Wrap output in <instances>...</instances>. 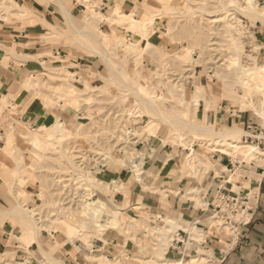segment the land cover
I'll use <instances>...</instances> for the list:
<instances>
[{
    "label": "rangeland",
    "instance_id": "1",
    "mask_svg": "<svg viewBox=\"0 0 264 264\" xmlns=\"http://www.w3.org/2000/svg\"><path fill=\"white\" fill-rule=\"evenodd\" d=\"M44 1L46 5L56 4L55 0ZM230 1L143 0L141 17L130 15L143 20L141 32L134 34L132 29L124 27V20L106 21L104 23L109 29L100 28V21L89 19V12L94 10L96 3L94 0H83L85 9L75 17L74 29L66 20L64 25L56 23L50 26L47 33L36 40L47 48L45 53L36 57V61L42 63L43 57H48L49 61L42 63L43 71L25 78L24 88L33 93V98L44 107L55 112L57 117L60 106L61 110L80 114V119H62L66 133H54L53 125L32 128L17 123L19 110L8 111V103L6 106L0 105V129L6 132L8 128L12 139L9 140L6 133V142L2 140L4 146L0 145V195L15 203L8 209L0 208L1 223L5 220L15 221V229L24 237L11 238L27 246L36 243L31 222L25 218L16 219L7 212L13 207L19 213L32 209V217L38 224V236L48 241L47 248L52 247L45 249L41 246L39 259L42 264H54L50 261L52 257L61 261L60 243L73 244L79 240L90 246L93 238L102 240L103 245L98 252L84 255L85 260L92 264H107L105 238L108 234L116 233L127 239L140 231L138 223L126 215L105 223L106 218L104 220L103 217L91 219L85 208L89 207L88 197L105 204V197L113 196L114 185L100 179V169L130 167L128 157L137 159L145 147L153 151L155 146H162L159 139H150L145 129L159 123L157 136L169 135L172 139L166 145L174 150L177 147L182 150L190 147L196 155L207 153L205 158L209 162L212 159L208 152L216 149L215 145H220V138L217 141L212 136L200 138L186 128L180 130L166 126L150 113L147 105L125 88L126 85L131 90L137 91L143 87L150 92L148 102L171 120H177L186 112L193 114L191 119L194 124L210 126L206 119L201 121L196 118L197 109L191 102L195 91H203L205 98H211L209 109H205L203 103L205 111L214 112L218 106L214 97L221 89L224 100L234 106L240 105L242 109H250L264 120V90L259 89L254 79L241 69L250 70L264 64L260 61V51L258 53L254 47L257 43H254L253 33L257 30L256 23L263 19L264 8L259 0H234V7L230 6ZM254 6L260 10L261 17H250L253 12L248 7ZM27 9L18 8L14 0H0V23L12 25L17 19H26L30 15ZM106 14L113 16V9L112 13L108 11ZM116 27L120 29L117 31ZM128 31L130 34L127 36ZM154 31L162 39L158 45L149 41ZM82 32L95 34L97 39L90 41L80 34ZM136 37L146 40L145 46L135 41ZM100 50L104 56L98 53ZM56 52L60 56L55 58L53 55ZM192 55L195 58L186 60ZM72 57L78 63L71 62L69 58ZM85 59L93 62L95 70L85 73L89 78L83 77L84 71L78 74L79 78H75L68 69H86L83 67V64H87ZM235 60L239 61V65H233ZM256 76L264 80V70ZM172 88L177 90L176 98L170 97ZM10 117L14 118L16 126L8 121ZM233 136L231 140L238 137L237 134ZM222 143L227 146L225 139ZM233 151L235 155L244 157L235 148ZM187 154V151H182L175 162H183ZM200 167L179 168L185 175L196 176ZM40 193L43 195L38 196ZM105 206L108 213L117 210L107 204ZM161 221L164 226L160 224V227L152 229L155 233L153 238L162 241L166 248L165 239L175 232L169 221H174L167 217ZM64 223L72 231L71 239L67 237ZM226 233L229 234V231ZM198 253L205 254L202 250ZM16 256L15 252L10 251L0 254V264H19ZM145 256L157 257L156 253ZM198 258L185 261V264H207L205 256L201 257L205 260L194 262ZM168 262L175 264L177 261ZM28 263L25 260L23 264Z\"/></svg>",
    "mask_w": 264,
    "mask_h": 264
},
{
    "label": "crops",
    "instance_id": "2",
    "mask_svg": "<svg viewBox=\"0 0 264 264\" xmlns=\"http://www.w3.org/2000/svg\"><path fill=\"white\" fill-rule=\"evenodd\" d=\"M61 1L62 7L73 18L84 12L83 3L79 4L77 0ZM14 2L18 8H28L27 13L30 15L23 20L17 19L14 25L0 23V97L7 98V110H19L17 123L32 128L53 125L57 118L61 120L67 118V121L80 119L78 112L61 110L62 106L57 108L60 116L57 117L55 112L44 107L33 98V93L24 88L25 78L29 74L43 71L42 63L49 61L48 57H43L42 63L36 61L37 56L47 51V48L36 40L44 36L50 26L56 23L64 25L66 19L62 8L54 3L46 5L44 0H14ZM94 2L96 4L93 9L103 15H108L106 13L112 12L115 7H119L125 15L132 14L134 17H141L143 12V0H94ZM259 2L264 8V0ZM105 24L100 22V28L109 29ZM119 29L115 28L117 31ZM256 29L253 33L254 43L257 45L254 47L258 53L260 51V61L264 62V15L262 21L256 23ZM129 34L130 31L126 32L127 36ZM161 40L157 31H154L149 38L153 45H158ZM135 41H139L142 46L146 44V40L141 38L136 37ZM57 56H60L59 52L53 55L55 58ZM78 59L82 60L81 57ZM69 60L78 63L74 57ZM85 61L87 64H83V67H87L86 69L69 68V73L79 78L78 74L84 71L83 77L89 78L85 73H93L94 64L88 59ZM221 92L222 89L217 91L214 97V101L218 102L214 112L205 111L201 102L195 116L201 121L206 119L219 133L234 130L238 137L227 141V146H224L223 139H220V145H215L216 149L211 150V153L208 152L212 165L208 168L201 166L196 176L185 175L181 167H178L180 160L175 162L182 151L189 149L182 150L177 147L174 150L168 145L155 146L153 151L150 147L143 149L141 157L136 159L140 170L138 175L140 182L129 166L122 168L113 166L99 170L100 179L104 182L116 183L113 196L105 197V205L113 209L117 208L122 216L126 215L128 219L135 220L141 227L135 236L127 239L116 233L108 234L105 238L107 264H139V262L163 264L164 261H189L198 256L199 258L194 259V262L207 258V264H254L264 255V120L252 110L242 109L240 105L234 106L224 100ZM210 96L212 97V94ZM8 121L16 126L14 118L10 117ZM248 126H251L250 131L247 129ZM241 132L243 135L240 136ZM6 133L12 140L8 128L6 132L0 129L1 147L4 146L2 140L6 142ZM248 136L252 138L251 141ZM218 139L216 138V141ZM237 143L253 145L259 153L257 152L255 159L239 157L233 151V145ZM219 189L247 199V222L238 228L236 234L229 235L212 225L211 205ZM11 204L14 206L15 203H10L7 197L0 195L1 209H8ZM166 217L176 222L178 228L174 235L169 234L165 239L167 242L165 248L162 241L158 242L153 238L155 233L152 229L163 224L161 220ZM1 221L2 219H0V254L7 251L15 252L19 264H23L25 260H28V264H42L39 259V246L36 243L27 246L12 239L11 236L22 238L24 235L15 229V221L5 220L3 223ZM37 238L43 248H52H47L49 244L47 240L38 235ZM102 245L103 241L97 238L90 240V246L79 240H75L73 244L60 243L59 259L63 264H92L85 260L84 255L98 252ZM200 250L205 254H199ZM155 253L157 257L145 256ZM202 256L206 258H201Z\"/></svg>",
    "mask_w": 264,
    "mask_h": 264
},
{
    "label": "bare ground",
    "instance_id": "3",
    "mask_svg": "<svg viewBox=\"0 0 264 264\" xmlns=\"http://www.w3.org/2000/svg\"><path fill=\"white\" fill-rule=\"evenodd\" d=\"M77 1L79 3L82 1V3H83V0H81V1L80 0H77ZM55 3L59 7L62 8V11H63V13H64V15L66 17L65 19L69 22V26L72 29H74L73 28V25H74V23L76 21V20H74L75 18H73L64 9V7H62L63 4H62L61 0H55ZM234 3H235L234 0H231L229 2L230 6H233V7H234ZM248 8H250V10H252V12H253V13L251 12L252 14H250V17L251 18L261 17L260 10H257L255 6L254 7H248ZM89 13H90V15H89V19L90 20H97V21H100L102 23L103 22H106V21H113V20H117V21H123L124 20L126 22V26H124V27H127L128 29H132L134 31L133 32L134 34L135 33H140L141 32V29L143 28V26H142V21L143 20L142 19L141 20H137V19L131 17L130 15H125L122 12H120V10L118 9V7L113 8V14H112L113 16L103 15L100 12H97L95 10H91V12H89ZM13 14H15V13H13ZM23 14H25V13H23ZM116 15H121V17L120 18L117 17L118 19H116L115 18ZM80 34H82V36L88 38V40H90V41L91 40L92 41H95L97 39V36L95 34H88L87 32H82ZM140 35L145 38V35L143 33H141ZM100 52H101V56H104L105 55L102 50H100L98 53H100ZM191 58L193 59V58H195V56L194 55H192V57L189 56V58H186V60H189ZM233 65L234 66L235 65H239V61H236L235 60L233 62ZM241 69L244 72H246L248 75H250V78L254 79V81L256 82L255 85H257V87L259 89L260 88H262V89L264 88V80L263 79H260V78H257V76H256L257 73H259L260 71H263L264 70V65L256 66L254 69H250V70H247L246 68H242V67H241ZM128 86L129 85H126L125 88L127 87L128 90H130L133 93L134 97L137 98V100H139L142 103H144L145 105H147L148 110L150 111V113L153 114L154 116H157L162 121V123L166 124V126H174L176 128H179L180 130H184V128H186V129L190 130L191 132H193L196 136H198L200 138H204V137L205 138H207V137L209 138V136H212L214 138L225 139L226 141L231 140L230 138L231 137H234L233 135H235V133H236L234 130H227V131H224L223 133H219V132H217V130H216L215 127H210V126L206 125L205 123L204 124H201V123L194 124V122L192 121L193 118L191 119V115L193 116V114H191V113L184 112L181 115V117L178 118L177 120H171L168 117L163 116L157 110H155L152 107V105L148 102L147 97H149V95L151 96V93L150 92H148L143 87H141L137 91L131 90ZM198 91H195V97H194V99L191 102L192 105L194 106L195 109H197L198 106H199V104L202 102V103L205 104V109H209V105L211 103L210 102L211 101V98H208V96H206V98H205L204 97V94L202 93L203 91L202 92L201 91L198 92ZM170 93H171V96H170L171 98H176L177 95H178L177 94V90L175 88L173 90H170ZM149 99H151V98H149ZM7 103L8 102L6 101V97H1L0 98V105L6 106ZM64 126H65L64 121H62L61 119L58 118L56 120V122L53 124V132L56 133L57 131H60L62 133L63 132L66 133V131L63 130L64 129ZM159 126H160L159 123H155L154 126H151V127L147 128V129H145V133L149 136L150 139H152V138L159 139L162 142V145H166L167 143L170 144L169 141H172V139L170 138L169 135L168 136L166 135V136L160 137V138L157 136L158 130L160 129ZM7 138L10 140L9 135H7ZM179 140H180V142H182V139H180V137H179ZM234 148H235L236 152L241 153L245 157H248L250 159H255V156H256V154L258 152L254 147H252V146H250L248 144H244V145L236 144V145H233V149ZM188 149H189V151H187V152L189 154L186 155V157L184 158L183 162H180L179 163V167H181V169H184L185 170L187 168L192 169V168H195L197 166H202L203 167V166H206V165H208V166L209 165H212V162L206 161V158L205 157H206V154L207 153L205 155L204 154H202V155H196L190 147H188ZM127 160H129V163L131 165L130 167L136 173V177H137V179L140 182L141 179L138 176L139 173H140V170L138 169V164L136 162L135 157L134 158L128 157ZM111 184L114 185L116 183L115 182H111ZM115 188H116V186H114V188L112 190L115 191ZM40 195H43V194L42 193L38 194V196H40ZM87 201H88L89 207L85 208V212L93 220H96V219H98L100 217H103L104 220L106 218L105 223L106 222L109 223L110 221L118 220L117 218H119V217L122 216V213H121L120 210H115V211H113L111 213H108L107 208H106L105 204L102 201L95 200V199H93L91 197H88L87 198ZM13 208L14 209H12V210L9 209L7 212H9L12 215H14L15 216L14 218H16V219L17 218L18 219L19 218H25V219H27L28 221L31 222V224H32V230L34 231V237H35L34 241L37 243V245L41 249V242L37 238V235H38V232H37L38 226L37 225L38 224L36 225V220L33 219V217H32L33 216V210L30 209V208H28L26 210L27 212H25V213L24 212L19 213L18 210L15 209L16 207H13ZM23 210H25V209H23ZM238 219H240V218H238ZM169 223L171 224V227H172L173 230H176V228H178V225L175 224V222L169 221ZM64 227L66 228L67 237L69 239H71L70 237L72 235V231L70 230V227H68V225L65 224V223H64ZM105 259L108 261V257H106ZM50 261L52 263H54V264H63L61 261L56 260V259H53V258H51ZM163 264H171V262L169 263L168 261H164ZM175 264H185V260L177 261V262H175Z\"/></svg>",
    "mask_w": 264,
    "mask_h": 264
},
{
    "label": "built area",
    "instance_id": "4",
    "mask_svg": "<svg viewBox=\"0 0 264 264\" xmlns=\"http://www.w3.org/2000/svg\"><path fill=\"white\" fill-rule=\"evenodd\" d=\"M247 129L250 131L251 126H248ZM249 136L251 141L252 138ZM246 202L247 199L245 198L219 189L211 205L210 219L212 225L219 231H229V235L236 234L238 228L247 222ZM254 264H264V255L260 256Z\"/></svg>",
    "mask_w": 264,
    "mask_h": 264
}]
</instances>
